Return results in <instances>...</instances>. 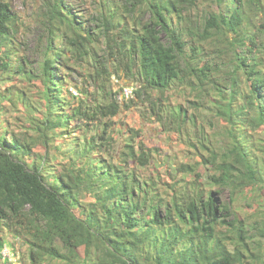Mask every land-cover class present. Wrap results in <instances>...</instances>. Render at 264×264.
<instances>
[{"label": "trees", "instance_id": "trees-1", "mask_svg": "<svg viewBox=\"0 0 264 264\" xmlns=\"http://www.w3.org/2000/svg\"><path fill=\"white\" fill-rule=\"evenodd\" d=\"M43 4L50 41L34 73L16 43L20 16L0 0V81L29 84L0 89L17 113L0 110V246L6 229L32 264H264L238 211L264 186V0H94L88 15L66 0ZM73 63L85 79L78 96L61 71ZM113 76L138 83L144 120L186 136L187 161H162L167 179L140 172L161 164L142 130L129 129L116 153L127 132L115 119L135 100L119 98ZM177 92L192 96L191 114L169 103ZM205 108L222 121V140L189 134L204 130L196 110ZM62 138L74 153H60L56 169L59 153L38 147Z\"/></svg>", "mask_w": 264, "mask_h": 264}, {"label": "rangeland", "instance_id": "rangeland-1", "mask_svg": "<svg viewBox=\"0 0 264 264\" xmlns=\"http://www.w3.org/2000/svg\"><path fill=\"white\" fill-rule=\"evenodd\" d=\"M9 1L11 3L13 11L20 16L21 21L18 32V40L16 43L19 45L21 53L26 58V68L31 69L32 71H34V73H38L41 70V65L45 59V52L50 41V33L47 31L42 18H39L41 9H44L45 7L43 4L44 0ZM66 3L68 4V7L72 8L73 11L77 13L88 15L94 9V0H66ZM199 9L203 10V7H200ZM257 21L258 24L264 21V13L260 14V18ZM57 45L59 47L63 46V43L59 40V38H56V42H54L53 47ZM66 58L67 57L64 54V57H62V61H65ZM71 67L73 68L65 69L62 67L61 71L62 73H70L71 89H77L79 92L80 89L77 86H84L85 79L82 73L79 71L80 67L78 64L73 63ZM20 78L21 77L16 76L12 82H16L17 84L22 85L21 88L29 85L27 82H23ZM113 78L115 79L116 90H119L121 85H123V87H133V96L128 98L125 97V99H128V101L130 99L135 100L133 104L131 103V106L129 108H125V106L122 110V113H120V115L115 119L116 125H121L122 127H124V131L127 132L126 134H121L119 140H117L115 145L116 153L120 154V152L123 150L121 148L123 145L121 140L130 136V131H128L129 129L135 128L142 130L141 137L145 141L147 146L152 149H159L157 153H154L155 157L153 158L154 160H152V163L159 161L161 162V164H159L156 168L153 166L141 168L140 172L142 171V173H147L148 175H155L159 173L164 175L165 179H167L169 175L166 172L167 170L165 171V166L162 164V161L166 159H168L169 162L171 160H175L177 163L179 161H187V156H189L186 152L188 149V144L183 142L182 140L186 136H181L180 132L169 129V126L167 124L164 125L162 121L154 119L144 120L143 110H145V108L144 106H141L140 100H138L135 94V89L138 83L131 80L127 82V85H125V80H118L115 76H113ZM11 83H8L7 81H0V89L5 88L6 85H10ZM86 87H89V84L86 85ZM90 89L94 91V83H90ZM190 98H192V96L189 95V93L183 94L182 92L174 93L172 96L168 97L169 103H171L173 106H177L178 104L182 103V106L184 108H187L188 112L191 114L193 112V108L190 107V102L188 101V99ZM39 102V105H42L43 102H41V100ZM206 105H208V107L211 106L209 101L206 102ZM0 110L3 112H7L6 115L10 118H13V115L17 114L16 109L7 100H2V102L0 103ZM196 112L198 114L199 123L201 125H204L205 127L203 131H201L200 129L198 130L197 128V131H199L197 134H194L193 130H189L188 132L192 136V138L196 139L200 136V133L203 134L204 132L205 134H208L210 138L218 141L222 140V132H224V130H222V121H218L215 116L207 112L206 108L198 109L196 110ZM14 122V128L17 134H20L19 136H24L26 127L25 124L23 125V120L16 119ZM48 147L49 148L40 146L38 147V152L42 154H49L53 151L59 154L62 152L74 153V149L72 148L73 145L70 143V141H64V138L51 143L50 145H48ZM59 154L58 159L52 162L54 163V167L56 169H59L61 163L64 161L62 154H60V156ZM43 163L44 161H42V164ZM30 165L32 166V164ZM169 169L168 172H173V169ZM45 174L47 175L46 172ZM219 198L223 202H228L230 199L229 192L223 191ZM263 199L264 186L262 188L255 186L254 188H252V193L247 194L245 198L240 199L238 211L241 213L243 219H246V223L248 224L251 236H254L250 241L252 248L257 252L262 253L264 257V232L258 229L260 227H263L264 223ZM2 235L6 237L7 240L9 239L11 242L19 246L20 252L22 254V261L20 264H32L29 261L28 256L29 248L24 240L12 236L9 232L6 231V229H4ZM0 264H3L2 260H0ZM44 264L63 263L56 261L49 262V260L47 259L45 260ZM79 264L84 263L81 262Z\"/></svg>", "mask_w": 264, "mask_h": 264}, {"label": "built area", "instance_id": "built-area-1", "mask_svg": "<svg viewBox=\"0 0 264 264\" xmlns=\"http://www.w3.org/2000/svg\"><path fill=\"white\" fill-rule=\"evenodd\" d=\"M133 89L134 88L131 86L123 87L120 92L119 98L122 99L123 97L128 98L133 96ZM72 91L74 95H79L77 89H72ZM0 255L2 257V260L7 262L8 264H20L22 260L19 246L11 242L10 240L5 241L4 245L0 246Z\"/></svg>", "mask_w": 264, "mask_h": 264}, {"label": "clouds", "instance_id": "clouds-1", "mask_svg": "<svg viewBox=\"0 0 264 264\" xmlns=\"http://www.w3.org/2000/svg\"><path fill=\"white\" fill-rule=\"evenodd\" d=\"M126 87V86H125ZM72 90V89H71ZM73 92V91H72ZM121 92V91H120ZM74 94V93H73ZM13 236V235H12ZM19 239V238H18ZM9 240V239H8ZM5 241H7V239H6V237H5ZM12 244V243H11ZM21 257H22V254H21ZM1 260H2V257H1ZM22 261V260H21ZM2 262H5V261H3L2 260ZM5 263H7V262H5ZM8 264V263H7Z\"/></svg>", "mask_w": 264, "mask_h": 264}]
</instances>
